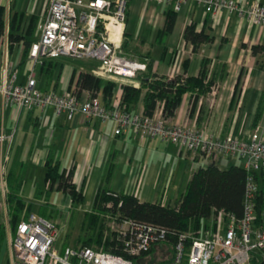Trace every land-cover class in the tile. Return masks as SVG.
I'll list each match as a JSON object with an SVG mask.
<instances>
[{
	"label": "crops",
	"instance_id": "0c3cea01",
	"mask_svg": "<svg viewBox=\"0 0 264 264\" xmlns=\"http://www.w3.org/2000/svg\"><path fill=\"white\" fill-rule=\"evenodd\" d=\"M47 1L0 0L5 25L13 11L22 12L19 30L23 31L30 16H35L36 22L38 21ZM234 1L242 7L255 2L264 4V0ZM170 7V4L155 0H126L125 19L120 35V47L124 54L150 61L151 71L173 77L179 74L182 69L181 61L186 58L183 69L185 76H197L202 66V80L211 81V88L209 87V91L203 96L197 97L190 114L192 97L189 92H184L173 116L166 120L195 126L219 139L225 136L242 138L255 128L261 133L264 132V26L255 25L248 19L224 9L209 13L199 4L185 2L178 10H173L171 29L164 33L159 41L157 32L162 26L164 12ZM189 22L194 24L196 31L203 29L209 38L208 41L200 43L193 52L189 42L182 39L183 28ZM251 46H259L261 49L253 52ZM20 47V42H17L10 45L9 49L6 33L3 32L0 37V69L5 60L16 64ZM67 59H51L55 61L52 73H45V69L36 65L33 68V76L37 89L56 93L69 90L75 87L74 79L68 84L73 70L75 78L79 71L87 70L88 64L95 65L89 60L71 62L73 59H68L71 63L64 64ZM27 67L26 59L17 68L18 83L24 81V71ZM99 77L108 79L105 76ZM116 87L115 83L112 92ZM77 91L82 97L87 90ZM96 95L100 99V91H97ZM7 108L12 120L20 119L17 127L8 126L3 131L12 134L8 160L23 174L18 195L29 203V210L23 217L32 213L31 206L36 200L42 198L45 202L47 192L56 190L53 184L45 193L46 183L43 178L42 188L34 184L35 178L31 173L26 175L25 168L28 163L33 161L32 164L43 167L47 155L58 160L59 168L72 169V182L80 187L83 195V212L90 207L110 152L114 153V166L108 183L109 189L132 193L138 201L171 204L183 191L190 174L200 166V161L194 160L190 152L178 149L177 146L173 148L171 143L140 134L132 135L127 131L114 134L115 125L111 120H87L78 113L66 119L63 114H54L50 107L20 111H16L12 106ZM141 110L142 104L139 100L131 111ZM142 153L145 154L144 158ZM260 170L262 171L261 166ZM62 194L64 203H60L58 208L66 209L68 196ZM3 203L5 207L0 209L6 219H0V224L3 226V241L5 238L7 241V257L3 264H8V244L12 229L8 223L4 196ZM38 204L34 213L37 215L41 205ZM79 204L74 209H78ZM206 224V227H212L209 219ZM62 242L58 241L55 247L62 248Z\"/></svg>",
	"mask_w": 264,
	"mask_h": 264
},
{
	"label": "built area",
	"instance_id": "2783aa9c",
	"mask_svg": "<svg viewBox=\"0 0 264 264\" xmlns=\"http://www.w3.org/2000/svg\"><path fill=\"white\" fill-rule=\"evenodd\" d=\"M155 1L170 4L174 11L185 2L199 4L209 13L224 9L264 26V4L261 3L242 7L234 0ZM125 5L126 0H48L35 25V39L28 48V67L22 83L16 81L15 64L5 60L0 69L1 194L5 191L4 169L12 139V134L4 133L2 128L5 108L12 106L20 111L50 107L54 114H63L66 119L78 113L87 120H111L115 125L114 134L127 131L169 141L178 149L196 155L202 166L219 158L235 157L247 174L240 216L215 209L212 227L190 238L187 245V235L179 234L172 257L163 264H264V221L255 223L257 185L253 178L264 159V132L255 128L242 138L219 139L195 126L167 121L161 115V105L149 116L123 109L119 104L121 82H131L145 68L143 62L125 55L120 47ZM55 58L93 61L95 65L90 71L94 75L117 81L107 104L88 91L81 97L75 87L61 93L37 89L33 68L43 60ZM107 226L119 240L123 255L83 245L57 249L56 223L29 213L12 230L8 264H131L130 257L144 254L153 244L164 241L167 233L163 226L128 218L112 217Z\"/></svg>",
	"mask_w": 264,
	"mask_h": 264
},
{
	"label": "trees",
	"instance_id": "16d2710c",
	"mask_svg": "<svg viewBox=\"0 0 264 264\" xmlns=\"http://www.w3.org/2000/svg\"><path fill=\"white\" fill-rule=\"evenodd\" d=\"M21 18L22 12L13 11L5 25L3 7L0 6V37L3 32L6 33L9 49L13 43L20 42L21 45L15 64L16 68L26 61L29 45L35 38V16L29 17L23 31L19 30ZM173 19L174 11L170 7L164 12L162 26L157 32V40L160 41L162 35L171 29ZM182 39L185 42H189L192 52L197 50L200 43L209 40L206 32L203 29L196 31L194 24L191 22L187 23L183 28ZM251 48L253 52H256L260 47L251 46ZM81 61L84 60H77V62ZM139 61L144 63V70L137 72L132 82L120 84L121 98L119 104L125 110H133L136 103L140 100L142 114L149 116L155 107L161 105V115L167 119L173 116L175 109L179 105L181 94L189 92L192 97L189 108L190 114L197 97L203 96L209 91L211 81L204 82L202 80V66L197 76H185L183 74V69L187 62L186 58L181 61L180 67L182 69L179 74H175L173 77H167L151 71L150 61L148 60L142 58ZM38 66L41 69H45V73L47 71L52 73L55 61H51V59L43 60ZM91 66L88 64L87 70L79 71L75 78V71L73 70L68 84L74 79V86L78 90L85 89L91 95L100 91V101L103 104H107L115 82L109 79L103 80L99 76L94 75L90 71ZM257 113L258 108L255 112V118ZM193 158L194 160L198 159L196 155ZM113 159L114 153H108L90 207L82 214L79 232L75 237V242L78 245L91 246L112 254L123 255L120 250L121 244L119 240L107 226L110 218L114 217L116 220L128 218L149 222L167 229L165 240L159 242L164 245L167 257L147 264H163L172 257L173 244L177 236L179 234L187 235L185 238L186 245L190 238L200 236L207 225L208 219L213 224L212 216L215 209H222L237 217L241 214L242 196L247 174L240 164H229L226 168H219L216 165V161H210L204 166L200 164L190 174L183 191L177 195L174 201L171 204H160V202L138 201L132 193L126 194L122 191L110 190L108 183L114 166ZM58 163V160L52 156L47 155L45 157L42 175L43 182L46 183L44 191L46 193L55 184L56 190L67 194L68 205L71 210L82 202L83 195L80 187L72 182V169L59 168ZM22 178L21 170L17 169L12 161L9 162L7 160L4 169L5 191L3 196L7 206L8 223L12 230L24 213L29 210V203L22 200L18 195ZM253 178L257 185L254 198L255 223L262 224L264 221L262 171L259 169L253 173ZM42 205H47V202H43ZM59 214L56 209L47 211L46 208L41 206L38 210V215L47 219L55 218ZM3 237V226L0 224V247ZM159 243L153 244L144 254L130 257L131 264L138 258L149 255Z\"/></svg>",
	"mask_w": 264,
	"mask_h": 264
},
{
	"label": "rangeland",
	"instance_id": "374dc122",
	"mask_svg": "<svg viewBox=\"0 0 264 264\" xmlns=\"http://www.w3.org/2000/svg\"><path fill=\"white\" fill-rule=\"evenodd\" d=\"M8 57V56H7ZM69 59V58H68ZM67 61L64 64H68ZM77 61V60H76ZM75 60H72L71 62L74 63H80V62H76ZM70 62V63H71ZM19 74V72H18ZM20 120V119H19ZM18 120V121H19ZM18 121L17 120H12L11 116H9L8 113V108H5L3 110L2 113V128L4 130H6V128L8 126H10V128L13 127H17L18 125ZM149 138V137H148ZM155 139V138H154ZM128 140V139H125ZM161 141V140H160ZM164 142H168L171 143L169 141H164ZM167 143V144H168ZM128 145V144H126ZM170 145V144H168ZM171 146L173 148H175V144L171 143ZM170 149V146H169ZM153 155V154H152ZM151 155V156H152ZM142 157H145V154L142 153ZM33 161H31L30 163H28V167L25 168L26 171V175L31 173V176L34 177V184L35 185H39L43 188L42 185V173H43V167L39 164H32ZM229 164H240V161L235 158V157H228V158H220L217 162L216 165L219 168H226ZM261 169H262V173H263V179L261 181L262 187L264 188V160L262 162L261 165ZM63 194L61 193V191L55 190V189H51L47 192L46 196H45V202H47V205H42L41 201L42 198H40L39 200H36L33 205L31 206V212L32 213H36L37 207L39 206L38 203H40L42 208H46V210H53L56 209V211H58L60 214L57 215L55 218H52L51 220H53L58 228V239H56V243L57 242H61L63 241L62 245H66L69 247H76V245H78L75 242V237L78 234V230H79V224L80 221L82 219V214H83V208L82 206L84 205L83 202L81 204H79L78 209H71L68 205V207L65 209H59L58 206L60 205V203H64L62 196ZM43 202V201H42ZM4 203H3V195L0 192V208H4ZM55 211V210H54ZM2 218L5 220L6 216L3 213V211L0 209V219L1 221ZM108 225V222H107ZM6 238L3 241V244L1 245V253H0V264H3L6 257H7V253H6ZM57 246V245H56ZM167 257V253L165 252V247L162 243H159L155 246L154 250L146 256L140 257L137 260L133 261L132 264H147V263H154L155 261H159L162 259H165Z\"/></svg>",
	"mask_w": 264,
	"mask_h": 264
}]
</instances>
